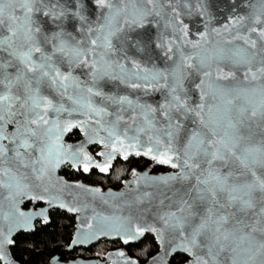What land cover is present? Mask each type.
<instances>
[{
    "label": "snow or ice",
    "instance_id": "1",
    "mask_svg": "<svg viewBox=\"0 0 264 264\" xmlns=\"http://www.w3.org/2000/svg\"><path fill=\"white\" fill-rule=\"evenodd\" d=\"M130 157L168 170L58 174ZM51 208L69 250L151 234L147 264H264V0H0V264Z\"/></svg>",
    "mask_w": 264,
    "mask_h": 264
},
{
    "label": "trees",
    "instance_id": "2",
    "mask_svg": "<svg viewBox=\"0 0 264 264\" xmlns=\"http://www.w3.org/2000/svg\"><path fill=\"white\" fill-rule=\"evenodd\" d=\"M79 138L80 135L77 131H74L69 137L73 141ZM143 161L146 160L132 158L131 162L128 163L119 160L115 163L110 176L106 177L95 173V175L85 180L104 189L112 188L117 190L122 186L121 181L128 178L131 168L138 167ZM117 174H120V180L115 178ZM73 179H76V177ZM74 230V216L65 212L54 211L51 214L49 225H39L35 232L21 233L16 237L17 243L15 248L12 249V255L20 264H48L52 256H61L64 261L76 259L77 257L95 258L102 257L109 249H112V245L107 242H101L89 249H76L74 252L68 253L65 248L70 242ZM156 251H158V248L154 243V239L148 235L140 245L130 247L129 252L132 256H137L141 262H145L152 255H155ZM171 263L182 264V258L175 256Z\"/></svg>",
    "mask_w": 264,
    "mask_h": 264
},
{
    "label": "flooded vegetation",
    "instance_id": "3",
    "mask_svg": "<svg viewBox=\"0 0 264 264\" xmlns=\"http://www.w3.org/2000/svg\"><path fill=\"white\" fill-rule=\"evenodd\" d=\"M71 135V134H70ZM70 135L67 137V141L68 142H71V143H75V142H77L78 140H80L81 139V137L78 139V140H70L69 139V137H70ZM96 150H98V149H96V148H94V147H91L90 148V151L92 152V153H94ZM131 160H132V158L130 159V161L129 162H131ZM145 160V159H144ZM147 161V160H146ZM143 161L142 163H140L139 165H138V167H132L131 169H133V168H135L137 171H145V170H147L150 166H151V162H149V161ZM143 166H145V167H143ZM142 167V168H141ZM168 169L167 168H164V167H161V166H156V167H154L153 169H152V173L153 174H159V173H161V172H164V171H167ZM131 171V170H130ZM95 173H98L97 171H95V170H92V171H90V174L89 175H85L84 173H82V172H73L71 169H69V168H62L61 170H60V176H62V177H64L67 181H72V182H74V181H83L84 183H86V184H89V185H95V186H99V185H97V184H90V183H88L85 179H88V178H90L92 175H95ZM130 173V172H129ZM99 174V173H98ZM129 176V175H128ZM74 177H76V179H73ZM128 179V178H127ZM126 180V179H125ZM31 203H27L26 205H25V209H29L30 207H31ZM37 207H43V205L41 204V205H37ZM54 211H60V210H57V209H54V210H51L50 211V213H49V218H50V220H49V222L47 223V225H49L50 224V222H51V214H52V212H54ZM60 212H62V211H60ZM39 225H42V226H47V225H44L43 223H41L40 221H38L37 223H36V228L39 226ZM148 236V235H147ZM146 236V237H147ZM103 242H107L108 244H110V245H112V249H109L102 257H89V258H83V259H101V260H104V256L108 253V252H112V251H117V250H122V249H124V250H126L127 251V253H128V255L130 256V257H133V258H135V257H137V256H132L131 254H130V247H133V246H138V245H140L143 241H141L140 243H137V244H132V245H129V246H124L122 243H121V241H115V242H108V241H103ZM101 243V242H100ZM66 249V248H65ZM74 252V251H73ZM58 256V255H57ZM96 256H97V254H96ZM138 256H139V254H138ZM77 258H82V257H77ZM76 258V259H77ZM71 260H75V259H71ZM148 260V259H147ZM147 260L145 261V262H141L140 260H139V263L140 264H145L146 262H147ZM62 261H64V260H62ZM68 261H70V260H68ZM68 261H64V262H68Z\"/></svg>",
    "mask_w": 264,
    "mask_h": 264
},
{
    "label": "water",
    "instance_id": "4",
    "mask_svg": "<svg viewBox=\"0 0 264 264\" xmlns=\"http://www.w3.org/2000/svg\"><path fill=\"white\" fill-rule=\"evenodd\" d=\"M75 131V130H74ZM73 131V132H74ZM72 132V133H73ZM71 133V134H72ZM70 135V134H69ZM68 135V136H69ZM67 136V137H68ZM67 137H66V142L67 143H71V142H68L67 141ZM76 143V142H75ZM92 146H89V151H90V148H91ZM91 152V151H90ZM131 158H136V157H130L129 158V160H127V161H122V160H120V159H117V160H115L114 162H113V168H114V165H115V163L117 162V161H122V162H124V163H128L129 161H130V159ZM142 159H144V158H142ZM146 160V159H145ZM148 161V160H147ZM149 162H151V161H149ZM154 167H152V166H150L147 170H150V174H152V175H156V174H153L152 173V169H153ZM113 170V169H112ZM112 170H110V174H111V172H112ZM59 175H60V171H59V173H58ZM90 173H88V174H85V175H89ZM110 174H108V175H104V174H100L99 173V175H102V176H106V177H108V176H110ZM64 178V177H63ZM65 179V178H64ZM128 179H129V176H128ZM66 180V179H65ZM127 180V179H126ZM70 182H72V181H70ZM74 182H77V181H74ZM78 182H80V183H82V184H84V185H86V186H95V185H89V184H86V183H84L83 181H78ZM123 186V185H122ZM121 186V187H122ZM95 187H100L103 191H107L108 189H104L103 187H101V186H95ZM120 187V188H121ZM120 188L119 189H112L113 191H119L120 190ZM27 203H25V205H26ZM25 205L23 206L24 207V210H28V209H25ZM31 207H33V205H31ZM30 207V208H31ZM54 209H57V210H60V211H62V212H65V213H68L66 210H62V209H59V208H51V209H49V211H48V217H49V213H50V211L51 210H54ZM68 214H70V215H72V216H74V217H76V215L77 214H73V213H68ZM49 220H50V218H49ZM39 220H36V221H34V230H32V231H29V232H20L19 234H21V233H33V232H35L36 231V223L38 222ZM45 225V224H44ZM75 232H76V218H75V230H74V234H75ZM19 234H17V236L19 235ZM73 234V235H74ZM147 235H150L151 236V234H146L144 237H142L141 239H139L138 241H135V242H131L129 245H132V244H137V243H140L141 241H143L144 239H145V237L147 236ZM16 236V237H17ZM103 241H108V242H115V241H119L118 239H111V238H107V237H105V238H100V239H98V240H96V241H93V242H91L90 244H87V245H79V246H75L74 248H72L71 250H69V249H67V247H66V249H65V251L66 252H68V253H72L73 251H75L76 249H89V248H91V247H93V246H96V245H98L100 242H103ZM122 243V242H121ZM123 244V243H122ZM129 245H127V246H129ZM125 246V245H124ZM126 247V246H125ZM122 251H125L126 252V254L128 255V253H127V251L126 250H124V249H122ZM112 252H115V251H112ZM112 252H108V253H112ZM107 253V254H108ZM107 254L104 256V260H101V259H83V258H77V259H75V260H70V261H68V262H64L63 261V264H74V262L75 261H81L82 262V264H108V260H107ZM129 256V255H128ZM130 257V256H129ZM175 257V256H174ZM174 257H172V258H169V264H172L171 262H172V259L174 258ZM20 264V263H19ZM49 264V263H48ZM140 264V263H139ZM145 264H147V262L145 263Z\"/></svg>",
    "mask_w": 264,
    "mask_h": 264
}]
</instances>
